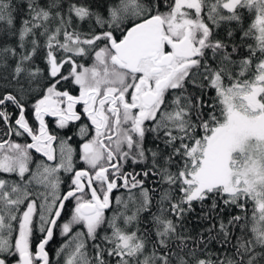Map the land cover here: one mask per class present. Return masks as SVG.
<instances>
[{"label": "snow or ice", "instance_id": "1", "mask_svg": "<svg viewBox=\"0 0 264 264\" xmlns=\"http://www.w3.org/2000/svg\"><path fill=\"white\" fill-rule=\"evenodd\" d=\"M0 264H264V0H0Z\"/></svg>", "mask_w": 264, "mask_h": 264}]
</instances>
